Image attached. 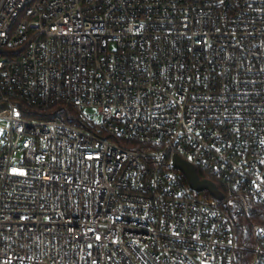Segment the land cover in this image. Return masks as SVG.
<instances>
[{
    "label": "built area",
    "instance_id": "2783aa9c",
    "mask_svg": "<svg viewBox=\"0 0 264 264\" xmlns=\"http://www.w3.org/2000/svg\"><path fill=\"white\" fill-rule=\"evenodd\" d=\"M0 132V264H264V0H0Z\"/></svg>",
    "mask_w": 264,
    "mask_h": 264
},
{
    "label": "water",
    "instance_id": "95a60500",
    "mask_svg": "<svg viewBox=\"0 0 264 264\" xmlns=\"http://www.w3.org/2000/svg\"><path fill=\"white\" fill-rule=\"evenodd\" d=\"M173 165L184 175L193 190L197 192L207 191L218 200L222 198V195L217 192L216 186L210 181L200 180L195 169L190 164L175 156L173 158Z\"/></svg>",
    "mask_w": 264,
    "mask_h": 264
},
{
    "label": "trees",
    "instance_id": "16d2710c",
    "mask_svg": "<svg viewBox=\"0 0 264 264\" xmlns=\"http://www.w3.org/2000/svg\"><path fill=\"white\" fill-rule=\"evenodd\" d=\"M63 110V108H61V107H55V108H53L52 110H51V112L52 113H54V114H58L60 111H62ZM51 112H49V114L48 115H43V116H38V117H36V118H43V119H46V118H48V117H50V116H52V113ZM62 118L64 117V116H61ZM64 119H67V118H65L64 117ZM68 120V119H67ZM70 121V120H69ZM75 123H77V124H75V125H77V127H82V124L80 123V122H77V120L75 121ZM244 260H245V258H244ZM242 264H247V259H246V262H243L242 261Z\"/></svg>",
    "mask_w": 264,
    "mask_h": 264
},
{
    "label": "rangeland",
    "instance_id": "374dc122",
    "mask_svg": "<svg viewBox=\"0 0 264 264\" xmlns=\"http://www.w3.org/2000/svg\"><path fill=\"white\" fill-rule=\"evenodd\" d=\"M3 134L0 132V143L3 142Z\"/></svg>",
    "mask_w": 264,
    "mask_h": 264
}]
</instances>
